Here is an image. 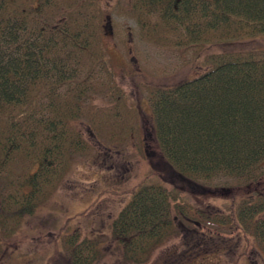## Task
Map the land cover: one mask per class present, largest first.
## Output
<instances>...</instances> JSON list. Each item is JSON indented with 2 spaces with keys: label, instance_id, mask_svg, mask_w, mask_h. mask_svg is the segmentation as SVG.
<instances>
[{
  "label": "trees",
  "instance_id": "obj_1",
  "mask_svg": "<svg viewBox=\"0 0 264 264\" xmlns=\"http://www.w3.org/2000/svg\"><path fill=\"white\" fill-rule=\"evenodd\" d=\"M129 11L149 41L192 50L179 80L146 84L154 148L173 176L149 174L131 186L107 240L66 236L70 264L95 263L106 251L146 264L173 238L179 245L165 264L217 252L222 257L209 264H243L253 249L260 254L249 238L264 251V0H130ZM103 17L102 0H0V176L20 169L2 196L1 241L23 232L70 156L89 148L81 120L100 147L135 137L144 149L138 112L102 42ZM99 68L105 81H97ZM98 86L108 104L88 101ZM190 185L225 190L228 204L201 198L199 207L185 191Z\"/></svg>",
  "mask_w": 264,
  "mask_h": 264
},
{
  "label": "rangeland",
  "instance_id": "obj_2",
  "mask_svg": "<svg viewBox=\"0 0 264 264\" xmlns=\"http://www.w3.org/2000/svg\"><path fill=\"white\" fill-rule=\"evenodd\" d=\"M129 3L130 0H102L104 10L102 42L108 51V60L115 79L126 94L128 105L138 112L140 134L144 138V149L141 150L143 152L137 150L138 142L135 137L117 146L100 147L87 131V122L81 120L79 127L84 138L90 142L88 151L70 156L59 186L39 202L33 215L23 219V232L20 235L9 241H1L0 238V264H46L50 256L53 257L49 264H70L71 253L65 244L66 236L74 234L78 239L89 236L93 241L107 240L109 223L129 199L127 190L131 186L149 174L152 180L158 181L173 176L171 169L161 160V154L154 148L146 84L150 80L165 83L179 80L188 65L187 62L192 58V50L183 51L160 46L146 39L130 14ZM251 42L252 39L245 40L243 44L249 46ZM97 72V81H105V72L100 68ZM89 100L102 106L109 103L110 97L98 86L91 89ZM104 141L102 145L106 144ZM108 148L114 151L113 160H108L106 154V149L110 152ZM19 170L18 167H14L11 173L0 176V205L3 201L2 196L12 190L8 191V181L19 176ZM223 182L218 181L220 185L218 187H226L227 184ZM166 184L173 185L171 181ZM196 188L190 185L185 190L189 200L191 199L195 205L199 207L206 205L200 202L201 198L218 208L228 204L225 190L206 192ZM207 196L216 199L207 200ZM67 220L68 225L64 228ZM59 230L62 231L60 235ZM192 232L193 230H190L187 233L189 235ZM179 240L173 238L168 244L157 249L146 264H165V260L172 257L169 252L176 247L175 245H179ZM249 242L255 249L257 247L260 254L255 253L253 249L252 257L243 258L241 262L264 264L262 260L264 251L251 238ZM109 253L106 251L99 261L92 264H129L116 261ZM222 255L223 253L217 252L206 256H193L194 259L192 257L191 263L188 264H209L208 261H217ZM224 259L228 262L227 257Z\"/></svg>",
  "mask_w": 264,
  "mask_h": 264
}]
</instances>
